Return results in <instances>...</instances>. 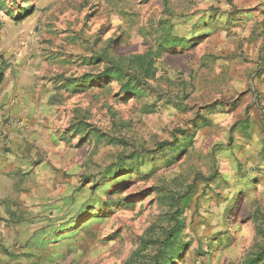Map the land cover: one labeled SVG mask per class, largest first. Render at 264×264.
Listing matches in <instances>:
<instances>
[{
    "label": "rangeland",
    "instance_id": "374dc122",
    "mask_svg": "<svg viewBox=\"0 0 264 264\" xmlns=\"http://www.w3.org/2000/svg\"><path fill=\"white\" fill-rule=\"evenodd\" d=\"M0 1V66L18 81L0 122V264H149L170 197L186 224L174 264L264 248V0ZM165 35L189 45L157 59L142 98L70 84Z\"/></svg>",
    "mask_w": 264,
    "mask_h": 264
},
{
    "label": "trees",
    "instance_id": "16d2710c",
    "mask_svg": "<svg viewBox=\"0 0 264 264\" xmlns=\"http://www.w3.org/2000/svg\"><path fill=\"white\" fill-rule=\"evenodd\" d=\"M29 0H27V3ZM3 1H0V9H2ZM25 9V8H24ZM10 11V10H7ZM11 13V11L9 12ZM27 13V9L22 11L20 10V15L13 16L16 19L20 20ZM173 16L174 14H170ZM179 18V17H177ZM189 42V39H188ZM187 40L182 38H171L169 35L165 37L158 44L156 50L149 49L143 53H137L129 56H111L106 59L104 67L95 74H85L82 78H79L75 81L70 82L73 85V89H76L80 86L85 87L87 83L91 80H100L102 82H115L119 85L120 93L126 97H133L134 99L142 98L147 91H151L152 85L150 80L156 78L158 68H157V59L166 52L171 51L172 48L180 46L179 48H187L189 43ZM96 62L102 61L100 57L94 58ZM6 68L0 66V85L5 79ZM209 125V122H203L196 126H192L193 132L182 135V141L191 142V138L194 133L204 127ZM98 131V130H96ZM181 142L177 143L166 142L161 144L159 149H165L166 147H171L173 150H180ZM136 156H132L134 158ZM121 168V167H119ZM123 177H120L122 179ZM105 182H109L110 179L106 176L102 179ZM94 181H97L96 179ZM115 181H118L116 179ZM97 183V182H95ZM172 210L169 212L168 227L166 228L163 235L151 241H145L146 246L153 245L155 248V253L151 257L149 264H174L180 258L181 253L183 252L185 242H183V230L186 227L185 217L183 209H179L181 204L178 203L177 197H170ZM96 204L100 207L105 206L106 204L111 206V203H107L103 200H98ZM115 205V204H113ZM98 213L100 212L99 208L95 209ZM92 210V211H95ZM99 216V215H98ZM264 262V248L256 252L250 253L241 264H261Z\"/></svg>",
    "mask_w": 264,
    "mask_h": 264
},
{
    "label": "crops",
    "instance_id": "0c3cea01",
    "mask_svg": "<svg viewBox=\"0 0 264 264\" xmlns=\"http://www.w3.org/2000/svg\"><path fill=\"white\" fill-rule=\"evenodd\" d=\"M18 87V81L9 79L7 73H5V79L3 83L0 85V122L2 116L6 119L8 117L9 112H14L11 104L13 103V95ZM5 171L6 168H3Z\"/></svg>",
    "mask_w": 264,
    "mask_h": 264
}]
</instances>
